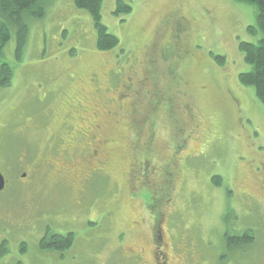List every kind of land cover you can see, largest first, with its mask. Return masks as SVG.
Here are the masks:
<instances>
[{
  "label": "rangeland",
  "instance_id": "1",
  "mask_svg": "<svg viewBox=\"0 0 264 264\" xmlns=\"http://www.w3.org/2000/svg\"><path fill=\"white\" fill-rule=\"evenodd\" d=\"M121 1L132 8L121 17L117 0L102 1L112 50H97L74 0H44L41 19L25 14L19 59L13 39L4 47L13 73L0 87V264H143L125 254L148 247L130 230L148 211L163 216L171 264H260L264 208L249 195L264 178V106L238 82L251 70L239 43L263 38L248 31L256 9ZM145 174L153 186L140 185ZM243 230L251 244L228 251L226 238ZM48 233L74 242L43 251Z\"/></svg>",
  "mask_w": 264,
  "mask_h": 264
},
{
  "label": "trees",
  "instance_id": "2",
  "mask_svg": "<svg viewBox=\"0 0 264 264\" xmlns=\"http://www.w3.org/2000/svg\"><path fill=\"white\" fill-rule=\"evenodd\" d=\"M44 0H0V87L10 85L12 68L4 61V47L14 40V53L16 59L27 43L29 27L25 20V14L34 18H43L44 11L40 4ZM103 0H74V6L78 10L85 11L92 18L97 32L96 47L98 51L105 52L114 49L118 40L101 24V8ZM247 3L256 9L257 28H248L252 34L259 30L263 34L256 44L240 42L239 50L244 54L245 62L251 70L238 75V82L245 87H252L256 99L264 106V0H235ZM132 8L126 2L117 0L114 15L117 17L131 13ZM221 59V58H220ZM222 61V59L220 60ZM74 242V235H46L39 242L41 250L65 252ZM232 243V242H231ZM236 243V242H234ZM222 260V258H221Z\"/></svg>",
  "mask_w": 264,
  "mask_h": 264
},
{
  "label": "flooded vegetation",
  "instance_id": "3",
  "mask_svg": "<svg viewBox=\"0 0 264 264\" xmlns=\"http://www.w3.org/2000/svg\"><path fill=\"white\" fill-rule=\"evenodd\" d=\"M96 142V140H95ZM99 142V141H97ZM261 158L263 160H261V171L260 174L258 176H262V174H264V155L261 156ZM102 166L98 165L95 168H93V170H90V173H97V172H101L102 171ZM145 171V173L148 175V173L150 174V171L147 170L146 168L143 169ZM148 171V172H147ZM133 172V171H132ZM145 174L144 180L140 182V185H149V186H153L152 182L149 180V178L147 177V175ZM141 179H139L140 181ZM261 184L258 187V190L260 192V196H256L255 194H250V198L254 197L258 200L259 203V209L260 211L263 213V208H264V178L263 180H260ZM145 205V204H144ZM150 207L148 205L145 206L143 211H147L149 210ZM259 215H263L260 214L258 212ZM162 222H163V216L160 213H151L150 211H148V214L145 216L142 215L141 219L139 222H133V224L131 223V229L132 231H136L137 229L141 230L142 232V236L145 240V244L148 247H144L141 248L139 251H134L132 249H128V253L125 255H128L131 259H135V261L137 259L142 260L144 263L143 264H171L170 262V258L168 255V245L166 244L165 240L163 239L162 234H164L163 231V227H162ZM135 229V230H133ZM247 232L245 230H243L242 232H238L236 233V236H232V237H227L226 235V247L227 250L230 251V249L236 248H242V246H248L251 244V242L253 241L254 238L252 237H248V235L246 234ZM49 237L56 235V234H46ZM235 244L236 246H230L232 243ZM236 242V243H234ZM132 250V251H131ZM43 251H48V252H52L49 250H43ZM171 252V251H170ZM262 254V262L260 264H264V248L263 251L261 252ZM184 256V255H183ZM150 259V261H149ZM138 261V260H137ZM178 261V259H177ZM179 261H182V257L180 260L179 257ZM181 264V263H180ZM195 264H201L200 262H196Z\"/></svg>",
  "mask_w": 264,
  "mask_h": 264
},
{
  "label": "water",
  "instance_id": "4",
  "mask_svg": "<svg viewBox=\"0 0 264 264\" xmlns=\"http://www.w3.org/2000/svg\"><path fill=\"white\" fill-rule=\"evenodd\" d=\"M22 177H24V175ZM4 186H5V181L2 175L0 174V192L4 189Z\"/></svg>",
  "mask_w": 264,
  "mask_h": 264
}]
</instances>
